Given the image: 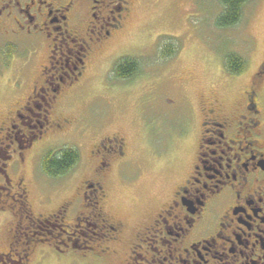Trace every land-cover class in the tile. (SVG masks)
<instances>
[{"label": "flooded vegetation", "instance_id": "flooded-vegetation-1", "mask_svg": "<svg viewBox=\"0 0 264 264\" xmlns=\"http://www.w3.org/2000/svg\"><path fill=\"white\" fill-rule=\"evenodd\" d=\"M132 6L133 0H0L1 47H16L12 39L20 37L42 39L46 47L29 94L12 103L0 124V207L11 205L23 218L16 240L0 256L8 264H28L33 242L49 240L35 238L39 234L29 227L49 225L45 234L58 239L55 248L101 241L110 264L124 250V264H264V109L258 91L264 61L231 101L214 92L199 100L188 171L136 231L127 234L123 221L106 211L109 176L128 155V142L118 133L92 143L88 173L69 197L47 214L32 210L28 182L34 171L25 167L40 142L76 123L62 113L61 102L121 33ZM4 48L3 58L9 52ZM181 135L187 140L189 128Z\"/></svg>", "mask_w": 264, "mask_h": 264}, {"label": "rangeland", "instance_id": "rangeland-1", "mask_svg": "<svg viewBox=\"0 0 264 264\" xmlns=\"http://www.w3.org/2000/svg\"><path fill=\"white\" fill-rule=\"evenodd\" d=\"M220 11L219 0H133L121 33L90 63L82 82L61 102L62 113L75 117L76 123L40 142L31 166L25 167L34 171L28 195L36 215L52 211L78 188L89 170L92 143L111 133L126 138L128 155L120 167L114 165L109 176L108 215L123 221L131 234L169 198L194 155L199 100L214 92L231 101L248 87L264 61V0H248L240 20L232 26H217ZM12 40L16 47L4 48L0 42V51L9 50L0 57V124L12 103L22 102L29 94L32 80L46 61L42 39ZM171 45L175 52L164 56ZM228 53L245 61L240 74L226 71ZM123 56L137 60L139 70L130 78L116 79L113 66ZM258 91L264 109V72ZM185 128L190 131L187 140L181 135ZM63 147L77 149V162L62 176L44 175L40 168L43 155ZM10 206L0 207V253L7 252L16 240L17 225L23 219ZM72 215L73 210L66 217L67 225ZM49 229V225L29 227L39 234L35 238L49 240L33 242L28 264H110L100 252L101 241L83 249L55 248L52 245L58 239L45 234ZM124 252L114 264H124ZM0 264L8 260L0 257Z\"/></svg>", "mask_w": 264, "mask_h": 264}, {"label": "trees", "instance_id": "trees-1", "mask_svg": "<svg viewBox=\"0 0 264 264\" xmlns=\"http://www.w3.org/2000/svg\"><path fill=\"white\" fill-rule=\"evenodd\" d=\"M248 0H219L221 11L216 17L218 27H228L236 24L242 15V8ZM171 43H169L170 45ZM172 46V47H171ZM164 56H171L175 47L171 45ZM224 67L230 74H239L245 68V61L235 53L225 55ZM139 63L134 58L124 57L113 66V76L116 79H127L138 73ZM78 160V151L72 147H63L55 152L48 151L40 161V168L44 175L59 177L74 166ZM1 257V256H0Z\"/></svg>", "mask_w": 264, "mask_h": 264}]
</instances>
